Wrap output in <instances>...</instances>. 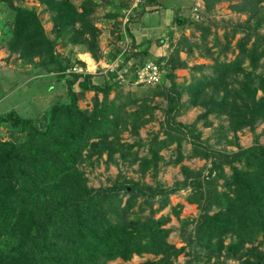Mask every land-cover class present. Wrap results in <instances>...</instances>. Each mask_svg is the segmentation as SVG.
Listing matches in <instances>:
<instances>
[{"label": "trees", "instance_id": "1", "mask_svg": "<svg viewBox=\"0 0 264 264\" xmlns=\"http://www.w3.org/2000/svg\"><path fill=\"white\" fill-rule=\"evenodd\" d=\"M201 1L206 13L220 2H235L230 9L246 14L243 22L229 25L223 46L215 41V57L210 48L199 51L210 56L209 67H188L180 57L205 46L214 34L193 19L189 22L200 41L182 35L166 57L152 58L150 42L137 40V26L150 12L146 8L159 7L157 0H138L135 6L131 0H37L40 11L0 0L5 6L0 49L31 65L26 73L33 80L58 84L55 94L56 87L47 82L46 93L54 95L35 119L15 110L0 115V128H7L4 137L0 134V264H128L145 255L152 258L140 264H264V144L255 133L264 122V33L259 31L264 0ZM99 10L104 13L97 15ZM175 19L181 20L179 26L186 20ZM45 22L51 23L49 31ZM107 24L114 39L105 51L98 25ZM237 34L242 36L232 47ZM58 45L69 48L68 54L59 53ZM76 48L96 62L119 60V65L95 82ZM233 50L227 61L226 52ZM151 61L161 80L137 87L146 92L136 97L131 93L137 71ZM74 66L82 72L67 73ZM178 69L191 71L189 82L176 81ZM123 70L127 83L118 77ZM89 92L90 106L81 108L79 96ZM193 108L202 112L192 123L177 121ZM156 111L163 116L159 131L139 138L140 129L157 119ZM214 119L211 145L201 139L197 124L212 128ZM244 130L254 136L249 147L238 142ZM195 159L204 165L182 164ZM100 165L104 171L114 166L117 174L93 187L88 173ZM178 165L181 181L167 186L158 179L163 167ZM178 191H187L184 200L195 205L196 217L181 219L183 205L170 204ZM173 217L177 229L166 227ZM174 231L179 247L169 241ZM180 255L187 257L183 263Z\"/></svg>", "mask_w": 264, "mask_h": 264}, {"label": "rangeland", "instance_id": "2", "mask_svg": "<svg viewBox=\"0 0 264 264\" xmlns=\"http://www.w3.org/2000/svg\"><path fill=\"white\" fill-rule=\"evenodd\" d=\"M137 0H131V5L134 6ZM13 2L17 4H21L25 7H36L38 11H40V6L37 0H13ZM159 3V8L157 6H153L155 9L149 10L146 8V14L143 16V22L145 26H137L136 37L138 40L141 38L145 41L150 42V54H153L154 59H158L161 57H166L170 52V44H175L182 35L188 37L191 41L199 42L200 32L194 28L190 20L192 19L197 23H202L203 25H208L211 28L212 33L207 36L205 41V46L201 45L199 49H194L191 55H186L185 53H181V59H184L188 65V67H192L194 65H207L208 67L213 64L210 56H200L199 51L202 54H205L206 49L210 48L212 52V57H215L217 47L213 44L215 41H219L220 45L223 46L225 44L224 32L229 29V25L235 24L238 22H243L246 19V14L237 13L230 9V4L235 2H220L215 5L212 12L206 13L203 9V1L201 0H157ZM5 6L0 5V12L4 9ZM157 7V8H156ZM263 12H264V2L262 4ZM152 11V12H151ZM104 12L102 10L98 11L97 15H101ZM177 15L182 16L185 20L181 26L180 19H175ZM125 21V20H124ZM44 29L49 31L51 29V23L45 22ZM102 29V33L100 35V46L103 50L107 51L109 49L108 42L113 40L114 36L109 32L110 25H98ZM260 33H264V27L259 30ZM169 35H172L169 38ZM242 34H237L235 38L231 40V46L233 47L236 40L241 37ZM152 41V42H151ZM57 51L63 55L68 54L69 48H62L59 45L56 47ZM77 49V48H76ZM126 49V45H123V50ZM77 52L76 57L84 62L87 72L90 74H94L96 78H94L95 82H102L101 76L105 74V70L108 68L113 69V67L119 64V60H115L114 64H108L103 60L96 62L94 61L88 53H85L82 50H75ZM236 50L233 52H226V60L233 59ZM220 60L224 59V55L221 54ZM31 69V65H23L21 64L16 55H12L8 57L5 49H0V115L2 113H6L10 110H15L17 114L22 116L23 118H31L35 119L38 114L41 113V110H45L47 106L52 101V97L54 94L46 93L48 92L49 85L47 82H51L56 87L55 94L57 92V81L54 79L47 80H33L30 77L28 72ZM101 70L102 73H100ZM209 72V70H206ZM205 71V72H206ZM176 81L181 83L184 79L189 82L191 71L189 69H178L175 72ZM198 75L199 73H195ZM187 82V83H188ZM139 87L138 85L133 86L132 95L135 94L136 97H140L141 94L146 92V88ZM124 91L129 90L127 86H124ZM93 93H84L79 96V106L81 108H86L90 106L91 97ZM113 93H111L110 97H112ZM186 98V95H183V99ZM202 112L200 108H193L187 110L181 116L177 118V121L190 124L192 123L197 116ZM155 117L157 118L155 121L147 125L145 128L140 129L139 138L145 140L147 137L152 136L153 133L159 131V125L163 122V116L160 111H156ZM212 119V117H210ZM213 121L212 128H204L202 127V121H199L197 124L198 129L201 131L202 136L201 139H210L209 143L211 145L214 144V139L212 137V133L214 131L215 126L217 127L218 121ZM225 124V122H224ZM7 128H0V134L4 137L5 134L3 131H6ZM256 134H260L259 141L264 144V122L259 124L255 129ZM253 134L248 130H244L242 133L238 134V142L242 147H249L253 142ZM124 138L128 141H131L128 138V135L125 134ZM212 138V139H211ZM218 148V147H217ZM229 151H235L234 147H226ZM168 154L167 152H164ZM190 167L191 169H198L204 165V161L202 160H191L184 161L182 163ZM180 166L172 167L167 166L163 167L158 175V179L161 182L165 183L167 186L173 184L174 181H181L182 175L180 172ZM117 174V169L114 166H109L108 170L104 171V165H100L96 167L92 173H88L90 185L93 187H98L100 184H106V178L112 177L114 178ZM128 177H131L135 180L138 179L137 174H133L130 171L126 174ZM145 182H150L151 178L149 175H146L144 178ZM187 194V191H178L174 195L170 196V204L176 205L180 202L185 203L184 197ZM181 204V203H180ZM168 209H165L162 213H167ZM197 210L193 205L185 206L181 211V219H185L188 217H196ZM158 217V215L156 216ZM179 223L176 218H172L171 222L166 227H173L177 229L179 227ZM169 241L173 243L175 246H181L180 238L177 231H174L170 237ZM152 256L145 255L144 257H133L128 264H140L146 259H151ZM187 257L180 255L178 257V262L183 263ZM118 262V261H117ZM117 262H111L109 264H115Z\"/></svg>", "mask_w": 264, "mask_h": 264}, {"label": "built area", "instance_id": "3", "mask_svg": "<svg viewBox=\"0 0 264 264\" xmlns=\"http://www.w3.org/2000/svg\"><path fill=\"white\" fill-rule=\"evenodd\" d=\"M114 62L111 64H114ZM118 65L119 64L115 65L113 67V69L107 67V69H104V70L105 71H114L118 67ZM70 72L81 73L82 69L80 67L74 66L73 68H71L70 70L67 71V73H70ZM121 73L118 74L119 79H121V81H124L125 83H127L125 76L123 77V73H126V70H123ZM159 80H160L159 67L153 62H148V63H145L144 65L139 67L137 74H136L134 84H137V85H154V84H157L159 82Z\"/></svg>", "mask_w": 264, "mask_h": 264}, {"label": "crops", "instance_id": "4", "mask_svg": "<svg viewBox=\"0 0 264 264\" xmlns=\"http://www.w3.org/2000/svg\"><path fill=\"white\" fill-rule=\"evenodd\" d=\"M148 8H149V7H148ZM156 8H157V7H156ZM158 8H159V7H158ZM153 9H155V8H154V7H150V8H149V10H153ZM151 12H152V11H151ZM145 22H146V20H144V22H143V20H142V23H143L142 26H145V25H144ZM136 38H137V37H136ZM137 40H138V39H137ZM150 55H151V57L153 58V54H150ZM180 203L183 205V209H184L185 206H189V204H187L186 202H185V203L180 202ZM190 206H191V205H190ZM193 206H195V205H193Z\"/></svg>", "mask_w": 264, "mask_h": 264}, {"label": "clouds", "instance_id": "5", "mask_svg": "<svg viewBox=\"0 0 264 264\" xmlns=\"http://www.w3.org/2000/svg\"><path fill=\"white\" fill-rule=\"evenodd\" d=\"M137 1H138V0H137ZM137 1H136V3H137ZM136 3H135V4H136ZM134 6H135V5H134ZM124 20L126 21V19H124ZM124 20H123V21H124ZM125 21H124V22H125ZM151 62H152V61H151ZM85 69H86V67H85ZM85 71L87 72V70H85ZM161 77H162V73L160 72V80H161ZM160 80H159V82H160ZM159 82H158V83H159ZM158 83H157V84H158ZM134 85H137V84H134ZM154 85H156V84H154ZM154 85H138V86H143V87H145V86H154Z\"/></svg>", "mask_w": 264, "mask_h": 264}]
</instances>
